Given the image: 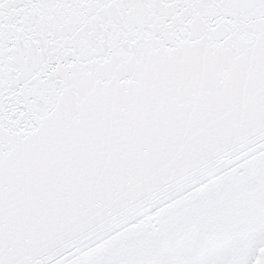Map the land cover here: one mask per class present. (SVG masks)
<instances>
[{
    "label": "snow or ice",
    "instance_id": "snow-or-ice-1",
    "mask_svg": "<svg viewBox=\"0 0 264 264\" xmlns=\"http://www.w3.org/2000/svg\"><path fill=\"white\" fill-rule=\"evenodd\" d=\"M0 264H264V0H0Z\"/></svg>",
    "mask_w": 264,
    "mask_h": 264
}]
</instances>
